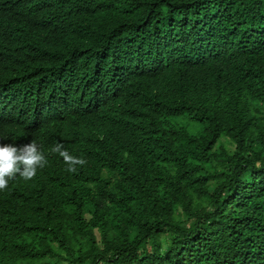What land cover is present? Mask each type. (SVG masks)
<instances>
[{"label":"trees","instance_id":"16d2710c","mask_svg":"<svg viewBox=\"0 0 264 264\" xmlns=\"http://www.w3.org/2000/svg\"><path fill=\"white\" fill-rule=\"evenodd\" d=\"M33 140L0 264H264V0H0V144Z\"/></svg>","mask_w":264,"mask_h":264},{"label":"clouds","instance_id":"9594fccd","mask_svg":"<svg viewBox=\"0 0 264 264\" xmlns=\"http://www.w3.org/2000/svg\"><path fill=\"white\" fill-rule=\"evenodd\" d=\"M49 151L62 157L67 165L66 170L70 173L87 163L83 157L70 154L62 143L53 145ZM47 164L44 152L34 140L19 147L14 144H0V191L6 190L9 181L16 179L17 176L25 181L34 179L37 170Z\"/></svg>","mask_w":264,"mask_h":264}]
</instances>
